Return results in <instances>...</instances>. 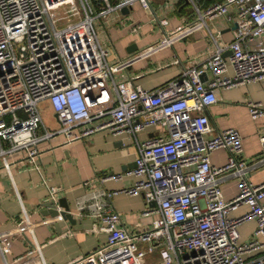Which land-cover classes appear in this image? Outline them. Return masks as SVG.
Listing matches in <instances>:
<instances>
[{
  "label": "built area",
  "instance_id": "built-area-1",
  "mask_svg": "<svg viewBox=\"0 0 264 264\" xmlns=\"http://www.w3.org/2000/svg\"><path fill=\"white\" fill-rule=\"evenodd\" d=\"M151 1L0 0V158L21 202L19 230L31 231L34 250L41 253L9 155L21 154V160L40 172L48 199L57 205L60 189L48 184L41 171V144L56 135L69 143L108 130L136 142L135 166L103 172L98 180L130 175L133 181L118 190L93 187L76 200V213L102 222L107 238L68 264H264V182L255 184L247 176L264 164V133L261 155L248 161L242 157L240 131L226 127L207 136L211 126L204 112L218 101V89L264 78V0H214L203 9L196 0H188L196 18L128 57L108 60L110 49L101 44L97 27L124 28L118 15H130L122 9H131L134 2L152 18ZM61 14L69 18L59 22ZM221 16L236 27L226 46L214 38L217 46L204 61L187 65L151 89L131 77H117L135 58L172 45L202 28L207 19ZM159 21L167 24V19ZM140 25L129 22L125 28L139 32ZM45 101L58 127L45 124L40 110ZM247 105L253 118L264 115V102L250 100ZM152 126L167 134L138 138L139 131ZM218 148L230 152L220 166L211 162V153ZM227 177L236 178L239 186L229 199L221 185ZM118 191L143 196L147 207L141 215L151 216L149 228L130 232L120 225V214L111 202ZM244 204L249 208L243 214L230 215ZM246 220H254L256 227L252 237L242 241L239 226ZM97 228L94 222L93 230ZM155 251L156 258L146 257ZM253 252L258 255L245 256Z\"/></svg>",
  "mask_w": 264,
  "mask_h": 264
},
{
  "label": "crops",
  "instance_id": "crops-1",
  "mask_svg": "<svg viewBox=\"0 0 264 264\" xmlns=\"http://www.w3.org/2000/svg\"><path fill=\"white\" fill-rule=\"evenodd\" d=\"M214 0H196L201 9ZM153 17L134 2L130 11L132 17L141 23L139 32H130L127 28L109 25L108 45L110 54L108 60L115 61L119 57H128L140 49L159 40L165 32L176 29L186 21L196 18L194 6L188 0H152ZM234 13L235 9H231ZM160 19H167L162 25ZM206 25L179 38L172 45L162 47L150 53L149 56L137 57L132 64L122 68L117 77H131L145 89L157 87L180 74L192 63H200L217 46H226L235 24H230L221 16L207 19ZM114 25V26H113ZM216 39V42L214 41ZM264 40V34L262 36ZM132 43L137 48L129 51ZM229 49L224 51L228 55ZM218 101L210 104L204 110L210 120L211 131L207 136L234 127L242 135V157L252 161L261 155L260 135L264 133V115L253 118L248 110L247 102H264V78L259 81L241 84L233 88L217 90ZM50 108V107H49ZM52 110V109H51ZM160 126L148 127L138 132V138L166 135ZM41 149V171L47 177V183L60 189L58 199L64 198L71 207L73 219L62 214L45 211L43 206L48 201L49 191L42 183L40 172L31 168L21 160V154L9 155L14 183L21 193L24 207L30 212L36 241L40 251L34 250L33 235L30 230L20 231L18 215L21 202L15 193L12 179L2 170L0 158V264H68L80 255L100 246L107 238V231L100 221H95L90 215L80 216L76 213V200L84 193L94 188L118 190L129 186L133 178L125 175L118 180L99 181L103 172L128 171L132 168L137 154V145L133 139L114 136L108 130H98L69 143L65 137L56 135L45 141ZM230 152L226 148H218L211 153L213 165H224ZM247 176L255 184L264 182V164L248 171ZM90 180L89 184H84ZM225 198L234 197L238 191L237 179L227 177L221 183ZM112 205L120 214V225L130 232L145 230L150 227V219L141 212L147 207L142 195L132 196L123 191L111 196ZM58 210L63 209L59 207ZM244 204L230 212L239 216L248 209ZM94 222L98 224L93 230ZM256 222L246 220L239 226L242 241L252 237ZM258 255V252L245 254L247 258ZM153 258V257H152Z\"/></svg>",
  "mask_w": 264,
  "mask_h": 264
},
{
  "label": "rangeland",
  "instance_id": "rangeland-1",
  "mask_svg": "<svg viewBox=\"0 0 264 264\" xmlns=\"http://www.w3.org/2000/svg\"><path fill=\"white\" fill-rule=\"evenodd\" d=\"M132 9L133 8L131 7V10ZM68 18H69L68 16L64 17L63 14H61L59 22L60 21L63 22ZM120 19H123L122 24L124 27H126L129 24V22L132 23V22L136 21L132 17V14H130V15L119 14L118 15V22H120ZM96 27H97V25H96ZM99 27H97L98 28L97 32H98V36H99L101 44H103V46H105V47H108V45H112L110 42V39H109L108 31L103 29V27L101 25ZM40 110H41L42 118L48 127H50V128L58 127V121H57L56 117H54V114H53L51 108H49V103L47 101H45L43 104L40 105ZM141 248H142V246H141ZM145 249H146V247L144 246L143 250H145ZM146 257L147 258H150V257L156 258L157 257V251H155L151 254H147Z\"/></svg>",
  "mask_w": 264,
  "mask_h": 264
},
{
  "label": "water",
  "instance_id": "water-1",
  "mask_svg": "<svg viewBox=\"0 0 264 264\" xmlns=\"http://www.w3.org/2000/svg\"><path fill=\"white\" fill-rule=\"evenodd\" d=\"M122 11H123L124 13H130L131 9H130V8H127V7H123ZM235 27H236V26H235ZM137 47H138V46H137L136 43H132V45L128 48V50H129V51H132L133 49H136ZM229 53H230V51H229ZM229 53H228V54H229ZM205 77H206V75L203 74L201 78H202L203 80H205V79H206ZM134 166H135V163L133 162V163H132V167H134ZM58 205H59V207H62L63 209L58 210L57 205H56L55 203H53L52 201H50V200L46 201V203L43 204V206L46 207V208H45V211L48 210L47 212H51V213H53V214H58V213H60V214H62L64 217L66 216V217H68L70 220H72V219H73V216H72V214H71V207H70L69 204L66 202L65 197H64V198H59V199H58ZM151 205L153 206L154 203L152 202ZM146 217H148V218L150 219V221H151V219H152L151 216H146Z\"/></svg>",
  "mask_w": 264,
  "mask_h": 264
}]
</instances>
